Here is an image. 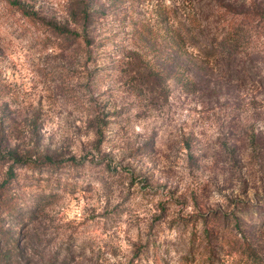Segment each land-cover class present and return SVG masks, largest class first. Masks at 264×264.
Returning <instances> with one entry per match:
<instances>
[{"label": "rangeland", "instance_id": "1", "mask_svg": "<svg viewBox=\"0 0 264 264\" xmlns=\"http://www.w3.org/2000/svg\"><path fill=\"white\" fill-rule=\"evenodd\" d=\"M252 1L0 0V264H264V32L207 51Z\"/></svg>", "mask_w": 264, "mask_h": 264}, {"label": "trees", "instance_id": "2", "mask_svg": "<svg viewBox=\"0 0 264 264\" xmlns=\"http://www.w3.org/2000/svg\"><path fill=\"white\" fill-rule=\"evenodd\" d=\"M224 10L227 16L224 20L223 36L217 41L216 46L208 48L207 51L211 55H215V52L219 51H225L230 54V52L237 51L238 46L243 48L239 52L248 50L251 47L250 44L252 43L253 36L256 34L255 36L257 37V35H262L264 32V7L260 6L255 0L250 2L249 5L242 4L239 8L226 5ZM191 11V13L188 12L190 15L189 25H179L178 27L167 26L165 22L170 19L173 10L162 1H158V25L164 30L163 36L167 41L172 40L180 45L185 42L186 36H193L191 30L201 28L197 12L194 9H191ZM55 27L59 29L57 26ZM13 173L10 170V175H13ZM8 203L9 201L7 200Z\"/></svg>", "mask_w": 264, "mask_h": 264}]
</instances>
